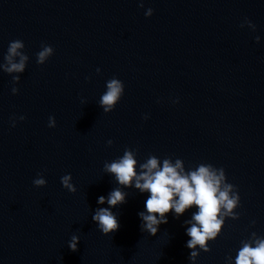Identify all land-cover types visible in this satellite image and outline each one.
<instances>
[{"label": "water", "instance_id": "obj_1", "mask_svg": "<svg viewBox=\"0 0 264 264\" xmlns=\"http://www.w3.org/2000/svg\"><path fill=\"white\" fill-rule=\"evenodd\" d=\"M245 18L256 31L240 27ZM17 39L30 57L20 83L0 67V264H190L184 221L195 208L151 236L138 216L147 194L132 187L113 209L118 231L93 222L108 207L98 197L119 186L104 165L126 148L140 162L223 167L238 187L240 218L196 264H226L241 241L264 236V0H0V65ZM42 44L55 53L39 65ZM113 77L125 94L106 113ZM41 172L47 186L37 188ZM66 174L76 193L62 186Z\"/></svg>", "mask_w": 264, "mask_h": 264}, {"label": "clouds", "instance_id": "obj_2", "mask_svg": "<svg viewBox=\"0 0 264 264\" xmlns=\"http://www.w3.org/2000/svg\"><path fill=\"white\" fill-rule=\"evenodd\" d=\"M143 8V3L140 4ZM154 10L148 8L146 17H151ZM247 26L256 31V25L245 18L241 28ZM256 42L260 43L261 37L256 36ZM22 40L10 42L5 53V63L0 65L5 73L12 75L14 85L19 84L21 75L25 73L30 57L23 49ZM55 53L54 48L48 44H42L41 50L36 53V62L44 65ZM100 73V69H96ZM107 91L102 95L100 103L106 113H111L125 94V85L117 77L106 82ZM19 93V88L13 87L12 94ZM179 98L173 103L178 104ZM148 117L145 116V119ZM20 116L19 120H25ZM11 126L16 127V118L11 119ZM48 127H56L54 116L48 118ZM112 140L108 141L111 146ZM104 170L114 175L118 187L114 188L107 196L101 195L97 199L98 205L107 204L108 207H97L92 215L93 222L104 235H110L120 228L119 216L113 209L127 203L128 193L123 189L132 188L139 190L140 194H147L144 209L138 213L143 233L156 236L161 225L169 223V215L179 220L189 210L191 218L184 221L185 233L190 238L186 247L190 250L188 257L190 264H196L197 257L202 250L205 253L211 251L209 241L215 242L225 226L227 220H238L242 207L241 196L236 185L228 181L223 167H216L211 163H200L195 168H186L183 159L150 155L146 162H140L138 153L131 148H126L123 155L110 163H105ZM62 186L71 193H76L77 188L73 183L71 174L61 177ZM37 188L47 186L44 173H38L33 180ZM256 221L253 220L252 224ZM190 225V226H189ZM80 237L73 235L68 242L71 251H78ZM199 246V248H198ZM226 264H264V236L252 233L248 240L241 241L236 255H228Z\"/></svg>", "mask_w": 264, "mask_h": 264}]
</instances>
